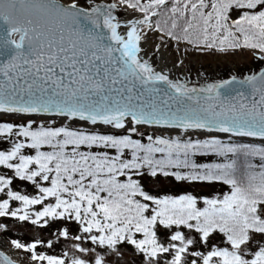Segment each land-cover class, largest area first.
I'll list each match as a JSON object with an SVG mask.
<instances>
[{
  "label": "snow or ice",
  "instance_id": "snow-or-ice-1",
  "mask_svg": "<svg viewBox=\"0 0 264 264\" xmlns=\"http://www.w3.org/2000/svg\"><path fill=\"white\" fill-rule=\"evenodd\" d=\"M151 31L197 51L248 50L264 61V0H0V117L47 114L124 130L0 122V139L11 145L0 150V166L13 171L0 174V217L78 225L74 237L67 228L56 237L77 241L71 253L38 252L41 239L11 240L32 264H109L124 245L142 264H264V143L233 139L264 141V69L189 87L141 55ZM138 126L182 130L186 138L147 135L142 142L134 138L144 135ZM197 132L227 138L193 139ZM210 154L223 162L197 163ZM145 174L220 182L229 191L153 195L141 183ZM14 178L37 194L13 190ZM158 227L167 230L163 241ZM217 233L222 246L210 244ZM0 264L16 261L0 252Z\"/></svg>",
  "mask_w": 264,
  "mask_h": 264
},
{
  "label": "water",
  "instance_id": "water-1",
  "mask_svg": "<svg viewBox=\"0 0 264 264\" xmlns=\"http://www.w3.org/2000/svg\"><path fill=\"white\" fill-rule=\"evenodd\" d=\"M103 2V0H101ZM119 18L121 20L125 19V13L119 11ZM142 53L141 55L144 59L149 61V64L159 72L166 74L170 79L179 82H186L189 87H204L209 83H216L223 80L231 79L235 76L238 80L243 79L245 76L257 73L260 70L264 69V61H261L257 58V55L253 51L247 52V57L242 59L229 58L226 59L218 58V60H213L209 58L205 59H193L187 55H172V53L166 48L165 45L157 43L150 39L148 34L141 41ZM199 54V53H198ZM222 54V53H218ZM166 88V85L163 86ZM235 95V93H232ZM247 95L248 92H245ZM5 120H15V121H24L27 122L29 119H32L39 123L44 121L46 124L49 120L55 122L54 125H61L67 123L72 128H86L92 131H101V132H117L122 133L124 130H115L108 128L103 125L92 126L87 122L82 121H66L61 120V118L56 116H50L47 114H8L0 117ZM140 132H150L158 135H167V136H177L180 135L181 138H186L182 130L166 129L163 127L157 126H138ZM191 134V133H190ZM208 135H218L222 139L227 138V134H217V133H205L197 132L192 134V138H206ZM239 142H250V143H264L258 138H233ZM0 252H3L6 256H9L11 259L16 261V264H32L30 258L24 253L19 252L14 249L11 245L8 244L7 240L0 236Z\"/></svg>",
  "mask_w": 264,
  "mask_h": 264
},
{
  "label": "rangeland",
  "instance_id": "rangeland-1",
  "mask_svg": "<svg viewBox=\"0 0 264 264\" xmlns=\"http://www.w3.org/2000/svg\"><path fill=\"white\" fill-rule=\"evenodd\" d=\"M148 36L150 39L157 43H161L162 45H165L166 48L172 53V55H187L189 57H192L193 59H205L209 58L211 61L213 60H218V58L226 59L227 57L229 58H237V59H242L247 57V52L248 50H238L235 52H228V53H222L218 54V52H201L197 51L196 49L190 47L187 44L180 43L177 44L175 41H172L171 39L167 37H163L161 39V35L158 32H147ZM199 53V54H198ZM5 120V119H1ZM0 120V121H1ZM11 122H15L17 124H26L27 122L24 121H15V120H9ZM35 126V125H34ZM54 126H61V125H54ZM101 132V131H100ZM144 133V132H143ZM147 132H145L146 134ZM166 136V135H163ZM183 139V138H182ZM10 143L8 140L0 139V150H7L10 147ZM25 154H34L32 151H25ZM4 175L6 176H13V171L6 169L2 167V170ZM0 172V173H2ZM148 186L149 188L152 189L154 192V195H180V194H189L190 191H188V188L182 187L179 185H175L171 183L170 181L164 182V181H157V180H151L149 179L148 181ZM42 184L44 182H41ZM45 184V183H44ZM13 190L15 191H20L22 194H27V195H35L37 194L38 190L35 188V186L29 182V181H21L19 178H14L13 179V184L11 185ZM212 190L216 193H221L223 194L224 190L221 186H211ZM0 198H6L4 197V194L0 193ZM19 202H12V207H18ZM36 210H39L40 206H33ZM0 218H8L5 220H2L3 224L6 225V230L0 231V236L5 238L8 242L9 245L10 241L13 239H19L21 242H26L30 243L35 239H41L45 241V245L38 246L37 251L38 252H43L45 254L49 255H62L63 252L69 251L71 253L72 251V244L77 243V241H74L73 239H65L63 237H60L58 240L56 237L58 236V233L61 229L59 230H51L47 229L45 227H40L38 225H34V227H31L29 223L23 222L20 223V221L16 220H9V218L12 219V217H0ZM65 227L69 230V235L70 237H74L75 235L78 234V227H76L74 224L69 225V223L66 222ZM198 238V237H197ZM48 240L53 241V247L48 248L46 247V242ZM221 239H218L217 237L212 240L211 243H215L217 245H223V240L220 241ZM210 243V244H211ZM83 246H90V241H84ZM210 246V245H209ZM197 250H205V247L200 246V245H195L194 246ZM15 249V248H14ZM17 250V249H16ZM19 252L24 253L28 258H30L29 253L23 251V250H18ZM120 251L123 253L122 256H112L111 260L109 261V264H142V257L135 253L130 247H125L120 249Z\"/></svg>",
  "mask_w": 264,
  "mask_h": 264
},
{
  "label": "trees",
  "instance_id": "trees-1",
  "mask_svg": "<svg viewBox=\"0 0 264 264\" xmlns=\"http://www.w3.org/2000/svg\"><path fill=\"white\" fill-rule=\"evenodd\" d=\"M190 46V45H189ZM191 47V46H190ZM0 122H11L9 120H1ZM14 124H17L15 122H12ZM89 131H92V130H89ZM100 132V131H98ZM101 133H105V134H108V133H112V134H123L124 132L122 133H117V132H101ZM144 135L143 136H139V135H134V138H139V139H142V142H147L146 141V136L147 135H153V136H160L158 134H153V133H143ZM167 136V135H166ZM195 139V138H193ZM243 143H250V142H243ZM43 150H48L47 148L43 149ZM81 150H87L86 148H84L82 146V149ZM101 149H96L94 148L93 151H100ZM25 151H32L34 153V150H29V149H25ZM197 163H221L223 162V158L222 157H217L215 156V154H210L208 156H197L195 157ZM256 163H259L258 159L255 161ZM2 167L3 166H0V172H2ZM10 170V169H9ZM182 171H187V170H182ZM0 174H3L0 173ZM151 179V180H157V181H164V182H167V181H170L171 183L175 184V185H179V186H182V187H186L188 188V191L189 194H192V195H195L197 196L198 198L200 197H212L214 195H222L221 193H216L212 190L211 186L214 185V186H221L224 190V192H227L229 191V186L227 185H224L220 182H215V183H206V182H189V181H176L173 177H164L162 175H158L156 178H152L151 176L145 174L142 178H141V183L143 185V187L145 188L146 191H149L151 194L154 195V192L152 191L151 188H149L150 186H148V180ZM45 183V184H44ZM43 184L45 186L48 185V182H44ZM223 192V193H224ZM49 202H52L51 200ZM202 206V205H201ZM37 207V206H36ZM5 219H8V218H0V221L2 220H5ZM9 220L13 221V220H16L15 218H9ZM69 223V225H72L74 224L76 227H78V225L74 222V221H64V220H55V221H50L49 225L46 227L47 229H51V230H59V229H64L66 228L65 227V224ZM2 223V222H0ZM20 223H23V222H20ZM30 224L31 227H34V225H32L30 222H27ZM36 226V225H35ZM175 229H173L174 231ZM185 231L186 235H190L192 237H197V234L196 233H189L188 230H183ZM166 232L167 230L164 229L163 227H158V235L160 236V239L163 241L165 240L166 238ZM218 238V239H221L220 241H222V234H214L213 238L210 240V243L212 242L213 239L215 238ZM199 245V244H198ZM202 246V245H200ZM125 247H130V249H132L131 246H128V245H124L121 247L122 248H125ZM203 247V246H202ZM133 250V249H132ZM134 251V250H133Z\"/></svg>",
  "mask_w": 264,
  "mask_h": 264
}]
</instances>
